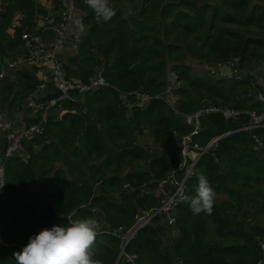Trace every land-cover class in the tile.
<instances>
[{
    "label": "trees",
    "instance_id": "16d2710c",
    "mask_svg": "<svg viewBox=\"0 0 264 264\" xmlns=\"http://www.w3.org/2000/svg\"><path fill=\"white\" fill-rule=\"evenodd\" d=\"M120 1L110 0L116 14L104 22L84 0H75L87 12L88 32L78 54L65 63V71L80 82L101 74L109 86L85 96L73 93L75 101H63L62 113L51 116L43 135L26 146V159L6 162L9 204L0 205V264H16L14 253L22 251L30 236L61 226L60 220L75 213L101 223L95 258L101 264H116L123 234L139 214L160 206L164 195L156 191L169 168L182 180L192 164L188 159L182 167V138L192 131L182 116L171 115L160 99L128 112L121 99L120 92L165 94L168 72L181 83L175 91L181 114H191L201 102L243 111L237 119L219 113L204 116L200 134L192 138L206 148L232 132L199 159L185 183L186 195H195L197 173L202 172L216 197L225 198L215 200L211 215H193L189 204L179 201L171 213L175 225L168 224L167 214L152 219L117 264H132L127 261L132 256L134 264H264V226L250 223L255 221L253 213L264 212V127L240 130L250 124L245 112H264V86L249 75L264 63V0H128L133 6L129 18L115 6ZM41 14L34 0H1L2 57L23 51L21 34L36 32ZM17 16L20 26L12 38L7 31ZM189 35H194L191 43ZM188 59L209 65L237 59L241 75H202ZM245 69L247 76L240 78ZM9 75L0 80V109H23L40 80L27 69ZM250 92L252 99L245 97ZM58 95L55 89L41 101ZM144 128L150 130L155 149L137 145ZM136 162L145 168H135ZM28 184L38 186V191ZM165 227L177 232L172 250L163 249ZM120 228L123 233L117 231Z\"/></svg>",
    "mask_w": 264,
    "mask_h": 264
},
{
    "label": "built area",
    "instance_id": "2783aa9c",
    "mask_svg": "<svg viewBox=\"0 0 264 264\" xmlns=\"http://www.w3.org/2000/svg\"><path fill=\"white\" fill-rule=\"evenodd\" d=\"M36 3L44 5L45 18H43L46 24V30H52L55 33V38L49 42L39 33H24L21 38L23 41V49L25 54L21 57L10 58L9 56L3 57L0 61V80L7 77L12 71H20L23 69H32L46 66L50 64L52 72L50 75V81L59 92L56 98H50L46 101L31 102L28 101L25 106L26 109H31L34 117L29 124L19 125L13 123L6 118L4 112H0V134L4 137L7 142L4 152L0 155V199L6 196V182L4 167L6 162L13 157H23L26 159L27 151L24 148L23 143L25 141H31L36 137L43 135L46 126L51 116H56L60 112L62 113L61 103L66 100L75 101L73 93H77L81 96H85L87 93L97 90L101 87H108L109 84L101 76L97 74L87 82H80L71 80L63 65L59 61V57L62 56L65 42L71 40V51L73 56L79 52L80 44L82 39L87 35L88 26L86 24V13L81 11L77 6L75 0H34ZM44 14H42L43 16ZM81 21L83 28L78 29L75 21ZM38 30V29H37ZM39 32V30H38ZM238 63L239 61L236 60ZM236 63V64H237ZM209 65V64H205ZM218 68L222 65H217ZM206 72H212L214 76L226 77V74H222L212 68H205ZM229 75H241L240 70L236 69ZM171 76L174 81L171 85H168V89L163 95L152 96L144 90H139L133 93L120 92L121 99L125 108L132 109L134 106L146 107L149 102L154 99L163 100L168 108L172 110L176 115L182 116L184 122L192 128L189 135L182 138V155L184 157V163L182 167L186 166L188 159L192 161V164L186 171V175L182 180H179L176 176V172H173L166 179L161 180L158 185L156 194L158 196L164 195L161 199L160 206L151 210L150 212H143L136 217V222L132 228L127 230L122 237L121 249L126 248L135 235L144 227L148 226L152 219L162 214L169 216L168 224L170 226L175 225L176 219L171 213L175 210L181 196H187L185 193V183L188 177L193 172V167L199 161V159L207 152L206 148L200 147L197 143H193L192 138L200 134L202 130L201 119L204 116L210 114H222L226 119H237L243 111L230 110L228 108H222L207 104L200 106L197 110L191 114H181L178 110V104L180 97L175 94V91L180 88L181 83L177 75L172 72ZM171 98V102L166 100ZM133 97L134 100H131ZM260 99L264 102V96H260ZM56 109V110H55ZM61 110V111H60ZM20 112V111H19ZM250 117V124L243 129H254L264 127V112H245ZM206 151V152H205ZM193 154V158L191 157ZM128 187V185H126ZM167 189H169L167 191ZM69 219H76L72 216H68L66 223L68 224ZM118 232L123 233V229H118ZM115 231V233H117ZM122 257L125 255V250H121ZM135 256L130 257V262H133Z\"/></svg>",
    "mask_w": 264,
    "mask_h": 264
},
{
    "label": "clouds",
    "instance_id": "9594fccd",
    "mask_svg": "<svg viewBox=\"0 0 264 264\" xmlns=\"http://www.w3.org/2000/svg\"><path fill=\"white\" fill-rule=\"evenodd\" d=\"M98 21L107 22L116 12L110 0H84ZM78 29L83 28L81 21H75ZM228 70L225 69V72ZM198 185L195 195L181 196L189 204L193 215L205 213L211 215L216 192L208 178L197 173ZM2 187V184H0ZM101 233L99 221L93 217L69 219L65 226L54 225L51 229H42L29 237L22 251L15 252L16 264H101L95 258L97 237Z\"/></svg>",
    "mask_w": 264,
    "mask_h": 264
},
{
    "label": "rangeland",
    "instance_id": "374dc122",
    "mask_svg": "<svg viewBox=\"0 0 264 264\" xmlns=\"http://www.w3.org/2000/svg\"><path fill=\"white\" fill-rule=\"evenodd\" d=\"M0 3H1V0H0ZM37 4V6H38V8L43 12V10H44V5H42V4H38V3H36ZM113 6V5H112ZM115 6H117V7H119L120 9H123V11L125 12V14H126V17L127 18H129L132 14H133V10H132V8H133V6H131V4H130V2H128V0H121L120 2H118V3H116V5ZM81 10V9H80ZM82 11V10H81ZM83 12H86V11H83ZM43 16H42V14L41 15H39V17H38V20H37V22H36V24H35V31L37 32L38 30H39V33H41V32H43L44 34H43V36H44V39L46 40V41H50V40H53L54 38H55V33H53V32H51V34H48V33H45L44 32V30L47 28V26H46V24L44 23V20H43V18H45V12H43ZM20 19H21V17L20 16H17L16 17V19L14 20V22H13V24H12V26L8 29V31H7V34H8V36H10V37H12V38H14L15 36H16V26L18 27V26H20ZM38 29V30H37ZM27 31H25V32H23L22 34H21V36L24 34V33H26ZM30 33V32H29ZM33 33V32H32ZM193 38H194V35H189L188 36V38H186L187 39V41L189 42V43H191L192 42V40H193ZM70 47H71V40H67L66 42H65V51L67 52V53H70ZM25 54V51H24V49H23V51H19L17 54H15L14 56H12V57H10V58H15V57H21V56H23ZM2 55H0V61L2 60ZM236 60L237 59H235V60H233L232 62H229L228 64H222V67H220V68H218L217 67V65H205L206 63H201V62H199L198 60H191V59H188V63H192L194 66H197L198 68H199V70L198 71H200V74H202V75H205L206 74V70H205V68H212L213 70H216V71H218V72H220V73H222V74H226V73H233V71H235L236 69H238V64H239V62L237 63L236 62ZM59 61H60V63L63 65V67L65 68V63H67V62H65L61 57H59ZM237 63V64H236ZM225 69H227L228 71L227 72H225ZM28 71H31V72H34V73H36L37 74V72L39 71V70H41V67H38V68H32V69H27ZM242 71V69H240V72ZM12 72H17V71H12ZM171 73L172 72H168V82H169V85H171L172 84V82L174 81V79H173V77L171 76ZM247 74H248V72H247V70L245 69V71L242 73V76L240 77V78H243V77H245V76H247ZM211 75L213 76L214 74L211 72ZM249 75H252L255 79L254 80H257L258 81V83L259 84H261V85H263L264 86V63H262V64H260V65H257L256 67H253V69L249 72ZM11 75H7V77L6 78H4V79H1V80H5V79H8L9 77H10ZM226 77L227 78H231L232 77V75H226ZM226 77H224V78H226ZM55 87L53 86V84L51 83V81H50V78H48V82L47 83H44L43 85H38L37 86V90H36V92H34L30 97H29V101H31V102H38V101H40V100H42L43 98H44V96H45V94L46 93H52V92H55V89H54ZM264 88V87H263ZM262 96H264V94L262 95ZM164 97V96H163ZM245 97L246 98H250V99H252V97H254V92H250V93H247V94H245ZM165 98V97H164ZM166 100H168L169 102H171L172 103V101H171V98L169 99V97H167L166 96V98H165ZM253 103L254 102H256V98H255V101H252ZM253 103H251V102H249V105H248V109H251L252 108V104ZM208 103H205V102H201L197 107H196V109L195 110H197L200 106H205V105H207ZM27 105V104H26ZM26 105H24L22 108L23 109H14V110H9V109H7L6 107H4V108H1L0 109V112H4L5 113V115H6V118L8 119V120H10V121H12L14 124L15 123H17V124H19V125H24V124H29L30 122H31V120L33 119V115H31L32 114V110L31 109H26L25 108V106ZM168 107V106H167ZM127 109V111L128 112H130V109H128V108H126ZM56 110V109H55ZM261 110V109H260ZM20 111V112H19ZM61 111V110H60ZM168 112L171 114V115H173V116H175L174 115V112L172 111V110H170L169 108H168ZM60 114V112L58 113V115ZM57 115V116H58ZM149 129L148 128H144L143 129V131H144V133L143 134H139V136H137V141H138V143H137V145L139 146V147H144V148H146V149H155L154 148V140H153V138H152V136H151V134L149 133V131H148ZM5 139H4V137L2 136V134H0V150H2V149H4L5 148V141H4ZM32 141V140H31ZM31 141H25L24 143H23V145H24V148H26V146H28L30 143H31ZM1 154V153H0ZM193 154H191V157L193 158ZM134 167L135 168H138V167H143V168H145L144 167V164L142 163V162H136V163H134ZM132 168H130V169H128V170H131ZM127 170V171H128ZM173 169H170L169 168V171H168V175H167V177L169 176V175H171L172 173H173ZM124 176V175H123ZM27 188H29V189H32L33 191H38V189H37V187H36V185H34V184H28L27 186H26ZM125 187H126V185H125ZM18 191H20V188L18 189ZM97 192H98V188H97ZM225 197H223V196H219V197H216L215 198V200L217 201V202H219V201H221V200H223ZM9 204V200H8V198L6 197V196H4V198L3 199H0V205L1 206H7ZM256 210V209H255ZM253 215H254V217L252 218V219H255V221L254 222H250V223H252L251 225L252 226H258V225H261V226H264V212H261V211H256L255 213H253ZM75 216H76V213H75ZM76 219H79V217L77 216L76 217ZM60 222V224L61 225H63V226H65V221L64 220H60L59 221ZM100 223V222H99ZM121 250H125V248H122L121 249V247H120V250H119V255H118V259H117V262H116V264L118 263V262H120L121 261V257H122V254H121Z\"/></svg>",
    "mask_w": 264,
    "mask_h": 264
},
{
    "label": "crops",
    "instance_id": "0c3cea01",
    "mask_svg": "<svg viewBox=\"0 0 264 264\" xmlns=\"http://www.w3.org/2000/svg\"><path fill=\"white\" fill-rule=\"evenodd\" d=\"M85 13L87 14V12H85ZM44 32L51 34L52 30L49 31V30L45 29ZM40 34L43 36L44 33L41 32ZM71 56H73V52L71 51V49H70V53H67L65 51V48H64V51H63L61 58L65 62H67L68 58ZM51 72H52V67L50 64H47L46 66L41 67V70H39L37 72L36 75H37L38 79L40 80L41 85L48 82V78L50 77ZM70 216H72L73 218H76V216L74 214H71ZM168 219H169V216H168ZM66 220H67V218H66ZM64 223H65V225H67L66 221ZM100 225H101V223H100ZM61 226H63V225H61ZM176 237H177V232H176L175 227H173V228L165 227L164 234L162 237L163 249L164 250H166V249L172 250Z\"/></svg>",
    "mask_w": 264,
    "mask_h": 264
},
{
    "label": "water",
    "instance_id": "95a60500",
    "mask_svg": "<svg viewBox=\"0 0 264 264\" xmlns=\"http://www.w3.org/2000/svg\"><path fill=\"white\" fill-rule=\"evenodd\" d=\"M231 133H232V132H231ZM231 133L225 134V135H223V136H221V137L215 139L214 141H212V142L208 145V147L206 148V151L215 148L220 140H222V139L228 137ZM206 151H205V152H206ZM194 167H195V165H194ZM194 167H193V168H194Z\"/></svg>",
    "mask_w": 264,
    "mask_h": 264
}]
</instances>
